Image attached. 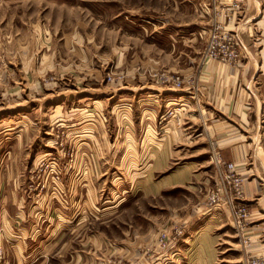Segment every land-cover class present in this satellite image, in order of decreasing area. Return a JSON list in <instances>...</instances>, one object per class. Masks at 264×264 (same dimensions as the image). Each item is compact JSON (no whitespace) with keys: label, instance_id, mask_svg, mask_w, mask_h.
Wrapping results in <instances>:
<instances>
[{"label":"rangeland","instance_id":"374dc122","mask_svg":"<svg viewBox=\"0 0 264 264\" xmlns=\"http://www.w3.org/2000/svg\"><path fill=\"white\" fill-rule=\"evenodd\" d=\"M168 4L165 0H0V103L14 101L26 88L45 100L42 120L39 109L27 116L25 150L21 154L10 150L13 165L6 170L19 177L18 185L11 187L27 203L37 201L45 208L42 215L30 217L41 230L35 234L40 238L53 232L61 238L54 250L90 256L88 264H185L176 255L189 228L200 222L206 194L216 184L210 158L219 152L225 161L234 162L223 157L216 143H207L203 152L201 143L185 134L172 139L168 156L154 149L162 141L163 127L172 121L181 128L198 110L160 106L156 129L147 134L137 127L136 99L119 94L127 85L142 83L170 88L172 77H182L162 66L163 51L169 50L163 34H134L131 29L135 20L170 13ZM207 24L209 30L211 17ZM117 26L125 33H117ZM191 102L198 104L195 98ZM49 104L60 107L56 111ZM118 104L130 106L124 116L116 112ZM17 118L10 120L15 123ZM7 122L0 121V130ZM204 158L209 164L204 169L210 171L204 175L208 182L198 178L200 171L195 168ZM183 165L191 167L187 168L191 179L165 188L164 177ZM229 228L234 237L228 238L239 251H229L225 260L240 254L241 260L231 264H247L250 256L264 257L258 249L247 248V226L242 235L231 223ZM176 235L180 237L174 240ZM0 253L3 264L2 242ZM67 259L55 256L49 264Z\"/></svg>","mask_w":264,"mask_h":264},{"label":"crops","instance_id":"0c3cea01","mask_svg":"<svg viewBox=\"0 0 264 264\" xmlns=\"http://www.w3.org/2000/svg\"><path fill=\"white\" fill-rule=\"evenodd\" d=\"M232 1L235 0H165L169 2L167 7L170 13L165 11L163 16L146 21L135 20L131 28L134 34L136 31L139 34H163L164 46L169 50L163 51V60L158 53L163 61L162 66L179 72L185 82L195 89L187 91L142 83L135 87L127 85L129 88L119 89L122 92L119 94L136 99L137 127L147 134L156 129L160 106L198 110L199 113L191 112L181 128L173 126L170 121V126L161 130L162 141L153 147L168 156V152L172 151V139L185 134L200 142L203 152L207 150V143H216L225 159L237 163L238 170L244 172L247 204L254 216L249 228L253 239L251 249H258L259 254L264 253V0H241L240 10L228 23V29L234 33L242 55L240 64L231 67L213 61L200 67L204 41L208 35L207 18L212 17L213 7L221 10ZM123 30L119 26L116 28L117 33L121 31L120 34L125 33ZM150 53L151 50L148 57L152 58ZM153 58L156 60V56ZM26 92L27 88L22 95L16 94L14 101L0 103V112H3L0 119L8 120L0 130V242L4 249L3 264H49L55 256L68 258L67 262L59 264H79L81 259L82 264H88L90 256H71L62 250H54L61 238L54 237L56 234L53 232L41 234L39 238L40 234L35 232L40 233L41 230L30 217L42 215L45 208L37 201L27 203L11 187L18 185L19 177L6 170L7 165H13L9 159L10 150L13 148L18 154L25 150L27 139H23V127L29 112L39 109V119L44 117V98L40 100L32 91ZM147 93L143 98V94ZM193 98L198 101L197 105L191 102ZM58 104L48 106L57 109L60 107ZM116 107V112L123 116L130 109L127 104ZM22 109L24 111L20 112ZM123 116L121 119H125ZM15 117L19 121L11 122L10 119ZM207 163L204 158L195 166L196 171H200L198 178L204 179V182L209 181L204 176L210 174V171L204 170L209 165ZM17 166H14L15 171L19 169ZM183 167L185 169L181 170ZM181 168L164 177L165 188L191 179L187 170L191 167L183 165ZM201 209L197 218L200 222L189 228L184 245L176 256L185 260V264H231L240 261V254L230 256L231 260L224 257L229 251H239L238 244L228 238L234 237L229 228V212Z\"/></svg>","mask_w":264,"mask_h":264},{"label":"built area","instance_id":"2783aa9c","mask_svg":"<svg viewBox=\"0 0 264 264\" xmlns=\"http://www.w3.org/2000/svg\"><path fill=\"white\" fill-rule=\"evenodd\" d=\"M240 3L237 0L232 1V4L222 7L221 10L213 7L212 26L208 30L206 46L201 55L202 65L213 61L231 67L240 64L242 55L235 35L227 28L234 13L240 10ZM169 84V87L174 89H187V91L195 89L193 85L185 82L183 77H172ZM210 161L216 169V184L206 194L205 208L210 211H228L232 227L237 234H244L247 226V248L251 251L253 239L250 237L249 228L253 224L254 216L248 204L244 203V175L238 170L236 163L225 161L219 152H214ZM180 235L174 236L173 239H178ZM247 264H264V257L250 256Z\"/></svg>","mask_w":264,"mask_h":264}]
</instances>
